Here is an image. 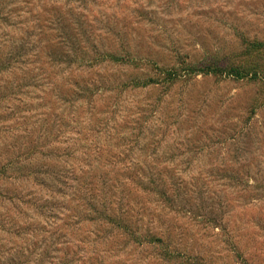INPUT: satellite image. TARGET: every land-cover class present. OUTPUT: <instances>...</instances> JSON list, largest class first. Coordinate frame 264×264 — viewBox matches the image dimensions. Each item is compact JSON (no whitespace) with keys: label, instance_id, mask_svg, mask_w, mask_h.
I'll list each match as a JSON object with an SVG mask.
<instances>
[{"label":"rangeland","instance_id":"1","mask_svg":"<svg viewBox=\"0 0 264 264\" xmlns=\"http://www.w3.org/2000/svg\"><path fill=\"white\" fill-rule=\"evenodd\" d=\"M260 42L264 0H0V264H264Z\"/></svg>","mask_w":264,"mask_h":264},{"label":"trees","instance_id":"2","mask_svg":"<svg viewBox=\"0 0 264 264\" xmlns=\"http://www.w3.org/2000/svg\"><path fill=\"white\" fill-rule=\"evenodd\" d=\"M264 48V43H251L249 45V51L252 50H260ZM188 73H192V74H215V75H231V76H235V77H241V78H245V77H251L250 73H247L246 70L244 69V67H219L217 65H207L205 67H196L194 65H189L187 66ZM185 75H178V74H173L172 72L168 73V77H166V82H172L174 80L179 79L180 77L185 78ZM254 77H257V73L254 74ZM156 83L155 80L151 79L150 81H145L142 83H138V86H147L149 84H153ZM81 93V91H80ZM82 95V94H81ZM89 95V96H88ZM83 96V95H82ZM94 96V94L92 92L88 93L87 95H85L83 98V100H87V99H91ZM66 179V178H65ZM64 181V179H63ZM97 203V202H96ZM108 207L107 205H105V203L103 205H100L99 207H97L94 203L93 204H89L88 207L86 209H88V214H93V215H98V217H93L92 216L90 218L94 219L96 222L98 220V222H103L104 219H107L108 217H110L111 215L108 214ZM89 216V215H87ZM101 220V221H99Z\"/></svg>","mask_w":264,"mask_h":264}]
</instances>
